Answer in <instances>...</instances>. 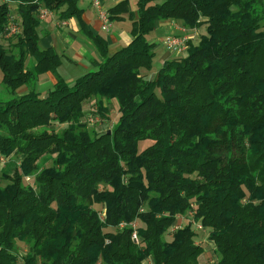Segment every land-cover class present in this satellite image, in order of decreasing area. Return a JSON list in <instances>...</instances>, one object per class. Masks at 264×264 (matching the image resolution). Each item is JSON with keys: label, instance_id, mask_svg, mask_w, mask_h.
I'll return each mask as SVG.
<instances>
[{"label": "trees", "instance_id": "1", "mask_svg": "<svg viewBox=\"0 0 264 264\" xmlns=\"http://www.w3.org/2000/svg\"><path fill=\"white\" fill-rule=\"evenodd\" d=\"M8 1L16 7L0 3L10 94L0 98V157L10 162L0 168V264H264V0H135L136 11L122 0L110 19L128 12L132 40L114 52L81 0ZM41 9L75 18L100 55L72 83L59 72L66 57L41 44ZM165 19L206 24L207 33L151 79L147 35ZM44 74L54 84L41 93ZM91 99L102 118L118 102L110 133L84 119ZM195 222L208 230L212 262L202 260ZM18 242L29 247L24 256Z\"/></svg>", "mask_w": 264, "mask_h": 264}, {"label": "crops", "instance_id": "2", "mask_svg": "<svg viewBox=\"0 0 264 264\" xmlns=\"http://www.w3.org/2000/svg\"><path fill=\"white\" fill-rule=\"evenodd\" d=\"M122 0H102L105 8L109 10V8L115 6ZM133 5H130V9L132 11H136L135 0ZM80 6L84 9V18L87 21L90 29L95 33H99L104 36L109 42V48L111 52H114L121 47L127 45L132 40V20L131 26H122L116 31H104L101 29V22L98 17V13L96 8L92 5L91 0H81ZM58 15L52 12L45 20L42 21L40 26V41L42 46L44 47H54L59 53L63 54L66 58L63 60L61 66L59 67V72L67 77L71 75L70 69L67 71L65 66H79L84 65V69H90L93 67V60L99 59L100 55L97 50L94 49L91 41L88 40L81 32L79 31V25L75 18H69L67 20H61L57 17ZM125 16H128V12H124L120 15L122 19L125 20ZM120 18V19H121ZM156 29H163L170 33L176 35H186L189 34L190 30L184 28L180 25L179 22H175L172 19L160 20L157 24ZM155 29V30H156ZM192 34V33H191ZM164 39L161 38L160 41ZM152 42V41H151ZM155 44V53L158 48L157 41H153ZM156 55V54H155ZM172 56H176L174 53L167 54L163 58L162 64L172 58ZM161 64V65H162ZM147 76L151 79L155 78L158 71H154L149 73L148 70H145ZM76 79V78H75ZM44 84V86H43ZM54 84V77L52 74H44L41 75L40 80L38 82V90L41 93L48 92ZM26 87H23L20 92H26ZM209 258V254L204 253L202 260L207 261Z\"/></svg>", "mask_w": 264, "mask_h": 264}, {"label": "rangeland", "instance_id": "3", "mask_svg": "<svg viewBox=\"0 0 264 264\" xmlns=\"http://www.w3.org/2000/svg\"><path fill=\"white\" fill-rule=\"evenodd\" d=\"M133 1V0H131ZM134 3V2H133ZM133 3L131 2L130 5L132 6ZM51 13H49L50 15ZM57 14V13H55ZM16 17V18H15ZM59 18V16H57ZM14 19H16V22L20 23V18L18 16H14ZM130 27L131 26V21L130 18L128 16H125V20L124 19H114L112 20V27L110 29V31H116L117 29L120 27ZM190 32L189 34H198L195 38H194V42H197L199 40V38L207 33V25L203 24L200 27V30H196V29H189ZM17 34V33H16ZM169 32L163 29H156L153 32L149 33L147 35V38L149 41H157L158 44V48L156 51V55L153 59V64H152V68L149 71V73L154 72L155 70L158 71V69L162 66V62H163V58L164 56H166L167 54H170V51H168L164 44H163V40L160 41L161 38L165 37L166 35H168ZM176 34V33H175ZM15 35V34H14ZM10 41L14 42V36L9 37ZM84 65H79V66H74V65H70V66H65L67 69V71L71 72V75L65 77L69 82H74L75 78H77L78 76H80L81 74H83L84 72L87 71V69H84L83 67ZM1 78H2V71L0 69V98L3 100H6L10 97V94L8 92V90L1 84ZM44 86V84H43ZM109 105V109L107 110V117L102 118V116L97 112V106L95 103L94 99L88 100L85 103V110L87 111V115L84 117L85 120H87L88 115L93 114L96 115L99 118V121H97L93 127V129L97 130V131H105L110 129L111 127H113L118 118H119V109H118V102L116 100H112L111 103H107ZM55 129L56 131L61 132L62 126H60V124L57 123H52V126L49 127V129ZM148 142H150L149 140H143L140 142V148L145 147ZM9 162L8 159H5V161L2 162L1 166L6 165ZM10 163V162H9ZM48 165L51 164V161L47 163ZM0 175H1V170H0ZM96 207H98V209H100L99 205H96ZM191 218V217H189ZM190 221V220H189ZM182 225H184V223H181ZM194 229L196 230L197 233V237L199 240H201L203 243V245L205 246V248L207 249L204 253L209 254V258L207 259L208 262H212L213 261V251H212V247H211V243L209 242L208 239V230H204V229H199L196 226H194ZM171 233L170 230L166 233V238L170 239L171 238ZM18 246L20 248L19 250V254L21 256H24L27 252L29 247L27 245H25L24 243L18 242ZM22 264V263H21ZM146 264H150V262H146Z\"/></svg>", "mask_w": 264, "mask_h": 264}, {"label": "built area", "instance_id": "4", "mask_svg": "<svg viewBox=\"0 0 264 264\" xmlns=\"http://www.w3.org/2000/svg\"><path fill=\"white\" fill-rule=\"evenodd\" d=\"M3 2H9L8 0H0V3ZM92 5L96 8L98 17L101 22V29L104 31H110L112 27V21L110 19V13L107 8L104 7L102 0H91ZM11 10L13 11L15 9L14 4H10ZM49 11L47 9H41L39 12V18L40 20H45L49 16ZM13 19V17H12ZM7 36H12L16 33H19L21 30V25L20 23H14L12 20L7 26ZM194 35L193 34H186V35H176L173 33H170L166 35L163 39V44L165 48L170 51L171 53H174L175 55H180L184 54L188 48V40L193 39ZM87 121L89 124L94 125L97 121H99V118L96 115L90 114L87 117ZM5 161L4 157H0V162ZM191 217V218H189ZM194 217V212L193 210L189 211L187 214L184 215H178L177 216V221L176 223L172 226L173 230H176L180 227H182L181 223H187L189 220L191 221ZM134 226H136L134 224ZM194 226H196L199 229H204L205 228L199 223L195 222ZM193 226V227H194ZM196 231V230H195ZM132 238L134 241L139 242V237L136 231L133 232ZM201 241V240H200Z\"/></svg>", "mask_w": 264, "mask_h": 264}, {"label": "water", "instance_id": "5", "mask_svg": "<svg viewBox=\"0 0 264 264\" xmlns=\"http://www.w3.org/2000/svg\"><path fill=\"white\" fill-rule=\"evenodd\" d=\"M110 132H111V130L108 131V133H110ZM103 134H105V133H101V134L99 135V137L102 136Z\"/></svg>", "mask_w": 264, "mask_h": 264}]
</instances>
